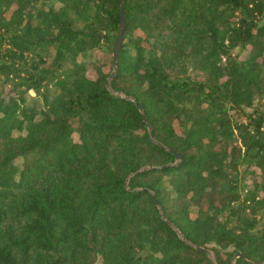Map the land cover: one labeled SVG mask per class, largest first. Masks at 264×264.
Masks as SVG:
<instances>
[{
	"label": "trees",
	"instance_id": "16d2710c",
	"mask_svg": "<svg viewBox=\"0 0 264 264\" xmlns=\"http://www.w3.org/2000/svg\"><path fill=\"white\" fill-rule=\"evenodd\" d=\"M123 2L114 68L121 0H0V264H264V0Z\"/></svg>",
	"mask_w": 264,
	"mask_h": 264
},
{
	"label": "water",
	"instance_id": "95a60500",
	"mask_svg": "<svg viewBox=\"0 0 264 264\" xmlns=\"http://www.w3.org/2000/svg\"><path fill=\"white\" fill-rule=\"evenodd\" d=\"M123 3H124L123 0H121V14H122V17H121L120 30H119V33H118V36H117V40H116V46H115V49H114V52H113L114 68L118 64L121 48H122L123 41H124V34H125L126 17H125V13H124V4ZM114 73H115V69L113 70L111 75L107 78L106 82H107L108 87H110V79H111V77L113 76ZM138 106L142 109V106L140 104ZM151 134L153 136V132L152 131H151ZM175 152H176V155H177L178 158L182 157V153L181 152H177V151H175ZM197 248L199 250H205V251L211 253V250L209 248H207V247H203L201 245H197Z\"/></svg>",
	"mask_w": 264,
	"mask_h": 264
},
{
	"label": "rangeland",
	"instance_id": "374dc122",
	"mask_svg": "<svg viewBox=\"0 0 264 264\" xmlns=\"http://www.w3.org/2000/svg\"><path fill=\"white\" fill-rule=\"evenodd\" d=\"M10 14H11V13H9V15H10ZM145 44H146V43H145ZM234 54H236V55L240 54V58H244L246 52H241V51H240V48H236V49H234ZM101 55H102V54H101ZM106 68L108 69V68H109V65H107ZM88 73H89V75L92 76V77H94V76L96 75V71H95L94 69H90V70L88 71ZM30 93H31L32 95H35V94H36L34 90H30ZM263 103H264V99L257 98V99L255 100V104H254V106L247 107L246 110H247V111H252L255 107H261V109H263ZM232 112H234V110H232ZM235 116L238 117V119H242V120H243V119H246L245 116H244L243 114L235 113ZM21 162H22V160H19V163H21ZM247 181H248V182H251L250 178H247ZM194 212H195V211H194ZM211 255L213 256V251H211Z\"/></svg>",
	"mask_w": 264,
	"mask_h": 264
}]
</instances>
